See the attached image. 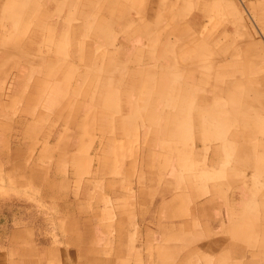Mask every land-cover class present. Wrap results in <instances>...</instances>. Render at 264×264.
<instances>
[{
	"label": "rangeland",
	"instance_id": "rangeland-1",
	"mask_svg": "<svg viewBox=\"0 0 264 264\" xmlns=\"http://www.w3.org/2000/svg\"><path fill=\"white\" fill-rule=\"evenodd\" d=\"M0 264H264V0H0Z\"/></svg>",
	"mask_w": 264,
	"mask_h": 264
},
{
	"label": "crops",
	"instance_id": "crops-1",
	"mask_svg": "<svg viewBox=\"0 0 264 264\" xmlns=\"http://www.w3.org/2000/svg\"><path fill=\"white\" fill-rule=\"evenodd\" d=\"M259 170H261V168H259ZM78 206H80V205H78ZM81 208L79 209V211H81L83 208H85V207H82V206H80ZM76 243H77V241H76Z\"/></svg>",
	"mask_w": 264,
	"mask_h": 264
}]
</instances>
